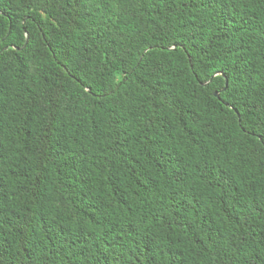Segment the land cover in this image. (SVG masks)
I'll return each instance as SVG.
<instances>
[{
  "label": "trees",
  "instance_id": "trees-1",
  "mask_svg": "<svg viewBox=\"0 0 264 264\" xmlns=\"http://www.w3.org/2000/svg\"><path fill=\"white\" fill-rule=\"evenodd\" d=\"M0 264H264V0H0Z\"/></svg>",
  "mask_w": 264,
  "mask_h": 264
},
{
  "label": "water",
  "instance_id": "water-1",
  "mask_svg": "<svg viewBox=\"0 0 264 264\" xmlns=\"http://www.w3.org/2000/svg\"><path fill=\"white\" fill-rule=\"evenodd\" d=\"M226 86H227V81H226ZM215 96H216L217 98H219V93H216Z\"/></svg>",
  "mask_w": 264,
  "mask_h": 264
}]
</instances>
